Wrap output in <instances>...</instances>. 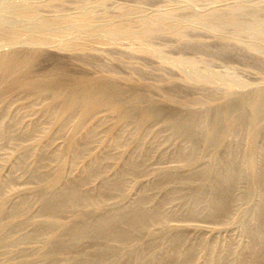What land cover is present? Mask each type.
Instances as JSON below:
<instances>
[{
    "label": "rangeland",
    "instance_id": "obj_1",
    "mask_svg": "<svg viewBox=\"0 0 264 264\" xmlns=\"http://www.w3.org/2000/svg\"><path fill=\"white\" fill-rule=\"evenodd\" d=\"M83 80L116 88L112 97L132 117L110 101L69 108L68 98L54 96L80 91ZM258 92L264 0H0V264H67L56 256L62 247L76 255L74 264H264V233L257 242L250 235L264 212ZM252 103L263 105L259 113ZM184 115L192 137L163 120ZM206 119L217 140H207ZM194 156L187 166L183 159ZM232 164L249 179L233 184L223 214L214 217L196 197L206 187L178 185L179 177ZM247 188L252 195L244 200ZM77 189L85 194L75 208L48 222L49 205ZM139 204L171 229L151 224L156 236L137 238V256L113 242L100 249L107 243H93L92 230L73 244V232L88 224L119 218L127 225ZM88 206L94 212L83 213Z\"/></svg>",
    "mask_w": 264,
    "mask_h": 264
},
{
    "label": "bare ground",
    "instance_id": "obj_2",
    "mask_svg": "<svg viewBox=\"0 0 264 264\" xmlns=\"http://www.w3.org/2000/svg\"><path fill=\"white\" fill-rule=\"evenodd\" d=\"M83 82H84V87L80 89L81 92L77 91V90L72 91L70 93H67V92H64V91H54L53 92L54 96L58 100L59 99L68 98L69 99V105H70L69 108H75L77 106H83V107H90V106H94V105L101 106V105H104L105 103H107L108 101H110V105H111L110 108L113 111L118 112L120 114L122 113L124 119L132 117L131 116V112H132L131 109L132 108L130 109L128 107V105H126V104H124V103L120 102L119 100L114 99L112 97L114 92L117 91L116 88L112 89V90H107L108 88L105 89L103 87L104 83L101 82L95 87V89H93V88H91V85H90L89 81L83 80L81 83H83ZM112 87H114V86H112ZM121 88H120V91H121ZM50 92H48V94ZM135 92L136 91H134L133 93H135ZM257 96H260L261 98L259 97L260 98L259 100L260 101L262 100L263 103H264V92H258ZM139 97H141V96L134 95L135 99H138ZM121 99H123V98H121ZM252 104H253L252 107L254 108L255 113H259L261 111L263 105H257V104H254V103H252ZM158 105H160V104H158ZM139 106H141V105H139ZM147 108H148V106H147ZM156 111H157V109H156ZM141 113H142V111H141ZM151 114H152V111L150 109V111L148 110L147 113L145 114L146 118L147 117L149 118ZM140 116H141V114H140ZM221 116H223V115L221 114ZM208 118H209V116H208ZM223 118H224V116H223ZM189 119L190 118H188L187 116L184 115L183 118L179 117V116H177V117H170L169 116V117H167V118H165L163 120H166L168 123L174 124L175 128L179 129L178 132H181V133L183 132L184 135H188V136L192 137L195 132L193 131L194 130L193 126L189 125L190 122H191V121H189ZM191 119H193V118H191ZM215 119H222V117L218 116ZM254 119H256V115H255ZM144 120L145 119H143V121ZM181 120H183V121L181 122ZM206 121H207V119L204 122V127L208 128V129H211V130H209L210 133L207 135V140L208 141L217 140V134H214V133H218L219 132V131H217V127H214L213 122H212L211 125L210 124L208 125L209 121H208V123ZM183 134H181V135H183ZM218 157L219 156H217L216 159L218 161H220L218 159ZM219 158H221V157H219ZM197 159H198V157H196V156H194L192 158L185 157L183 159V161H184L185 164H187V166H193L194 163L197 161ZM243 159H244V162H246L248 160V157H247V159L246 158H243ZM253 159L254 158L251 157L249 159V161H252ZM221 161H222L221 163L224 162V164L225 163L228 164V162H229L227 160H225V161L221 160ZM215 162L218 163L217 161H215ZM224 164H222V165L224 166ZM136 167L138 168L137 165H136ZM131 168L132 169H137V168H135L133 166H131ZM89 170H91V168ZM170 170H173V169H170ZM91 171H93V170H91ZM134 171L135 170H133V172ZM210 172H211V175H210ZM210 172H208L206 174L202 173L201 175L198 174V173H195L193 176H190V178H188L186 181L182 177L177 176V177H179L178 178L179 179V184L178 183H176V184L182 185L185 182V185H186V184H188L186 182H189V183L191 182L190 184H192V182H195V183H198V185H200L201 188L206 187V191L205 192H201V190H198V192H196V197H201L202 198V202L206 203V205L209 208V210H211V212L214 213L213 214V216H214L217 213H220V212H222L224 210H226V211L228 210V207H229V202L228 201L232 200V195L230 196V194H231V192L233 190V184L237 185V183L242 178L249 179L247 177V176H249V174L240 172V170L238 172H235V166H233V164L231 166H228L227 169H225L223 171H220L219 169H217L213 173H212V171H210ZM164 176H168V178H170L169 176H173V174L172 173H165ZM210 180H212L214 184H212L210 182ZM219 180H221V181H229V183H228L227 186L218 187L217 184H218ZM52 184H53V182L50 181L48 185L52 186ZM164 185H163V187L165 189V187L167 185H165V186ZM256 188L257 187H254L253 189L255 190ZM119 189H121V188L119 187L117 191H119ZM167 189H169V187ZM161 191H163L162 188H161ZM123 192H125V190H123ZM163 192H167V190L166 191L164 190ZM84 194L85 193L83 191H81V189H79V190L77 189V190H74V191L71 192V197H70L69 201L64 202V203H60V204H50L49 208L52 209L54 212L47 218L48 222H53L54 221L55 223H57L56 220L58 219V216H56V215H58V213H60V212H69V211L73 210L75 208V205H76L77 201L80 200L81 197H83ZM123 194L124 193H122L121 195H123ZM251 195H252V188H247V189L244 190V192L240 196L243 197V199L245 200V199L250 198ZM88 202L89 201H87L86 203H88ZM84 206H86V204ZM92 211H93V208H91L90 206H88V208L86 210L82 209L83 213H85V212H89L90 213ZM220 214H223V212L220 213ZM258 216H259V219L262 218L260 229H259V231H257V230L256 231H251V233H250V235L252 236L251 239L253 241H255V242H257L260 239V235L264 233V212L261 210L260 213L258 212ZM115 220H116V222H121V223L118 226H115L114 223H113ZM127 221H128L127 225H122L124 223V220L121 221V219H119V218L118 219H116V218L112 219L110 222L109 221H98L97 223L88 224L85 227H83L81 230L79 229V230L73 232V234H72L73 244L76 245L77 243H79L82 240L86 239L88 237V235H87L88 232H90V230H92L93 235L91 236V240H92L93 243H95V244L107 243V245L99 247L100 249H108V248H110L108 246V244L110 242H113L115 244L114 250L124 246V247H127V249H128L130 254H135L137 256V251H138V249H139V247L141 245V242H142L141 240L139 241L137 238L141 234L143 235V237L146 240L150 239V238H154L156 236V234L154 232H152L151 229L149 228L151 224L155 223L156 226L158 225L159 230H170L171 229V227H169L168 223L162 217H157L155 215L148 214L145 211V208L142 205H140V204L137 205V207L135 208L133 214L128 216ZM231 223H232V221H231ZM221 226H223V225H221ZM244 228L247 229V230L250 229L249 225L246 222H244ZM58 240L59 239H57L56 241H58ZM202 241L200 242V244H202ZM206 244H208V242H206ZM258 244L260 245V247L261 246L264 247V243H263V245H262V243H258ZM204 245H205V243H204ZM204 245H203V247H204ZM257 248L260 249L259 247H257ZM259 252H261V251H259ZM253 254L258 256L259 253L257 252V254L256 253H253ZM56 256L59 259H63L65 261H68L67 264H74L77 261L76 255H70L69 252L64 247H62L61 249L58 250ZM151 256L152 255L148 256V261H150V262H152V257ZM254 257L256 258V256H254ZM259 260L257 262H261V260L260 261ZM247 262H249V261H247Z\"/></svg>",
    "mask_w": 264,
    "mask_h": 264
}]
</instances>
